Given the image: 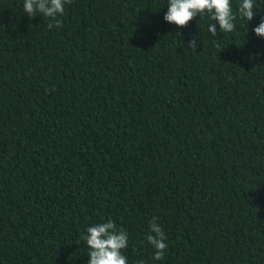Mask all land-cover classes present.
<instances>
[{
    "label": "trees",
    "instance_id": "trees-1",
    "mask_svg": "<svg viewBox=\"0 0 264 264\" xmlns=\"http://www.w3.org/2000/svg\"><path fill=\"white\" fill-rule=\"evenodd\" d=\"M241 2L221 32L168 0H72L52 29L0 0V264H87L109 219L128 264H264V0Z\"/></svg>",
    "mask_w": 264,
    "mask_h": 264
},
{
    "label": "clouds",
    "instance_id": "clouds-1",
    "mask_svg": "<svg viewBox=\"0 0 264 264\" xmlns=\"http://www.w3.org/2000/svg\"><path fill=\"white\" fill-rule=\"evenodd\" d=\"M72 0H24V12L29 17L42 14L48 17L50 23L48 28L54 26L62 27L63 21L59 17L65 14V6L71 4ZM253 0H242L238 6L239 16L251 21L254 16ZM208 14L212 21L219 24L221 32H233L237 16L233 13L231 0H168V11L164 15V20L184 27L197 15ZM208 31L215 36L217 34L216 24L210 23ZM253 31L257 36L264 37V18ZM197 40L192 39L188 42L191 49L197 47ZM149 234L146 239L154 249L153 260H162L167 248V236L163 230L159 219L152 217L149 222ZM84 237L88 246L90 259L87 264H128V257L123 250L128 247L129 237L126 230L117 228L115 221L109 219L89 226ZM136 264H144L143 260Z\"/></svg>",
    "mask_w": 264,
    "mask_h": 264
}]
</instances>
